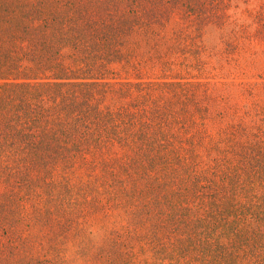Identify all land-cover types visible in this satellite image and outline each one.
I'll use <instances>...</instances> for the list:
<instances>
[{"label":"rangeland","instance_id":"rangeland-1","mask_svg":"<svg viewBox=\"0 0 264 264\" xmlns=\"http://www.w3.org/2000/svg\"><path fill=\"white\" fill-rule=\"evenodd\" d=\"M37 61L99 84L121 119L166 126L133 130L135 149L129 126L86 147L35 141L40 121L26 131L12 101L48 122L54 90H79L32 86L53 82L30 79ZM9 66L0 264H264V0H0Z\"/></svg>","mask_w":264,"mask_h":264},{"label":"trees","instance_id":"trees-1","mask_svg":"<svg viewBox=\"0 0 264 264\" xmlns=\"http://www.w3.org/2000/svg\"><path fill=\"white\" fill-rule=\"evenodd\" d=\"M104 52H101V54L104 55ZM34 64L36 65V67H34L35 72L33 75H29L31 76L30 79L34 81L51 80L53 82L51 83L50 82H47V83L39 82V83H34V85L32 86L45 87V85H53V86L59 87L61 85L67 84L72 87L78 86L79 88V90H75L69 93H67L66 91L62 92L60 89L54 90L56 96L53 95L54 97L53 102L55 103V106L57 107V109L52 110V114L50 115V119L48 120V122H47V117L44 113L45 112L44 108L40 107L38 109L36 108L29 109L27 107V110L24 111V107H19L18 104H15L16 101H12L13 107L11 106V108L15 112L13 121H16V120L19 121V119L22 118V125L26 131L30 132L29 131L30 126L34 125L35 121H40L39 127L35 126L34 127L35 132L31 133V135H34L38 139L35 141L53 142L52 135L57 133V139L54 143L61 142L62 140V142H64L65 144L67 142V136L73 135L74 136V139H72L73 147H76V146L86 147L90 143H93L97 140L102 141L101 139H103L105 135L109 134L111 136L113 134V131H112L113 128L123 129L126 126H129V127H132V135L127 137L128 144L131 145L133 149H135L137 147L136 142L138 138H134L133 130H135V133H136V131H139L137 130L139 128L146 127V128H150V130L152 131L155 128L161 129L166 126L165 123L158 121V119L149 117L146 114V110L144 111V109L136 111L137 113L135 117L136 121L134 123H133V120L131 121V117H128V118L122 117L121 119L117 114L113 113L110 108L102 107V105L99 104L98 97L101 96L100 92L97 90L99 84L93 83L90 85L89 84L85 85L83 83H80V84L66 83V82L63 83L62 81H65V80L76 81V80H84L88 78H80L77 75H70V76L65 77L64 75H62V72L65 70L69 71V68L66 66H63L62 63L60 64L59 62L58 63L52 62L50 67L46 65L45 61L43 63L40 61H37V62H34ZM98 67L95 69H90V72H93L92 73L93 76H98V74L95 73ZM14 68L15 67L13 66H9L7 70H5V72H7L6 75H2L3 73H1L0 76H3V77L7 76L9 77L8 79L13 78L12 80H17V78H14V77L16 74H18V71H17L18 69H14ZM2 70L3 69H0V71ZM2 79H6V78H2ZM90 79L101 80L100 78H93V77ZM22 80H27V79H22ZM8 85L17 87V88H20L24 85V88L25 87L28 88V85H31V84L24 83V82H16V83H10V84L8 83ZM2 86L3 85H0V91H1L0 100L2 101L0 108L2 106V110H4L3 102L5 101L6 96H9L10 94H9V91L3 90L1 88ZM19 95H22V94H19ZM24 95H27V94L24 93ZM8 99L9 97L7 98V100ZM61 99L62 100L64 99L66 103L68 104H72V102H74L75 103L74 109H72L71 111H64V108H63L64 105L60 104ZM24 101L27 102L28 100L24 98ZM30 113H34L32 119H25L24 117H22L23 114H25L26 117H29ZM53 125H54L56 132L52 130ZM0 129L3 130L5 133L4 137H3L4 133L2 134L1 141H4V143L9 142V140L12 141L11 138H9L10 134L8 130H5L6 129L5 123L3 126H0ZM129 133L127 132V134Z\"/></svg>","mask_w":264,"mask_h":264}]
</instances>
